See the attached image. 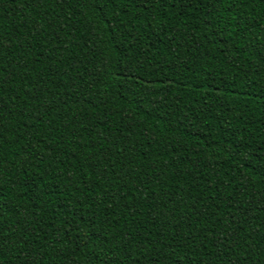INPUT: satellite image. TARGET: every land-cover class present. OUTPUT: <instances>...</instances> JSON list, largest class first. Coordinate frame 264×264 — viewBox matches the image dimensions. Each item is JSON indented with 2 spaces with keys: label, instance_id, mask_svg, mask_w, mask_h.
Segmentation results:
<instances>
[{
  "label": "trees",
  "instance_id": "trees-1",
  "mask_svg": "<svg viewBox=\"0 0 264 264\" xmlns=\"http://www.w3.org/2000/svg\"><path fill=\"white\" fill-rule=\"evenodd\" d=\"M0 264H264V0H0Z\"/></svg>",
  "mask_w": 264,
  "mask_h": 264
}]
</instances>
